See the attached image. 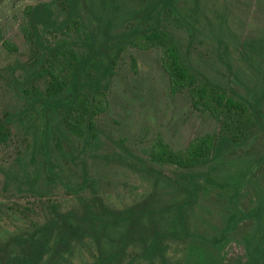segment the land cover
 I'll return each instance as SVG.
<instances>
[{"label": "rangeland", "instance_id": "rangeland-1", "mask_svg": "<svg viewBox=\"0 0 264 264\" xmlns=\"http://www.w3.org/2000/svg\"><path fill=\"white\" fill-rule=\"evenodd\" d=\"M50 1L0 0V118L12 120L10 141L0 144L3 243L35 231L29 219L44 224L51 217L50 206L82 215L84 203H91L96 194L119 211L147 199L159 207L178 204L186 197L174 182L179 171L151 164L149 146L162 136L183 150L217 127L209 114L192 108L188 94L170 92L158 50L127 47L105 82L109 104L97 120V140L69 135L58 116L46 130L41 107L26 109L32 94L25 93L32 87L23 83L35 55L21 26L27 6ZM149 1L159 2V9L167 4ZM142 3L117 0L116 9L111 3L104 7L99 0H86L81 6L83 24L99 36L108 21H113L114 35L129 32ZM172 7L173 12L162 11L161 23L181 40L192 66L214 85L247 101L259 100L264 123V0H174ZM44 35L48 42L67 37L86 53L84 33ZM4 41L18 50L9 51ZM198 174L205 190L187 212L191 237L167 239L168 264H250V248H264V131L221 153ZM163 216L161 228L169 232L176 226V212ZM118 237V230L100 235L101 249L112 250ZM99 256L96 241L87 238L54 264H95ZM135 264L149 263L138 259Z\"/></svg>", "mask_w": 264, "mask_h": 264}, {"label": "trees", "instance_id": "trees-1", "mask_svg": "<svg viewBox=\"0 0 264 264\" xmlns=\"http://www.w3.org/2000/svg\"><path fill=\"white\" fill-rule=\"evenodd\" d=\"M85 1L51 0L29 5L24 10L21 31L35 55L28 66L31 69L29 78L23 83L26 88L32 87L25 93L32 94L26 100V109L41 107L46 130L53 117L58 116L69 135L87 142L97 140V120L109 104L105 82L127 47L158 50L162 68L169 78L170 92L173 95L188 94L192 108L209 114L217 127L195 137L183 150L174 149L162 136L152 141L147 150L151 164L179 171L174 182L186 196L183 201L174 206L159 207L147 199L119 211L108 207L96 194L91 203H84L82 215L63 213L57 206H50L52 214L44 224L28 217L35 231L0 242V264H54L56 258L72 252L74 244L87 238H92L99 246L100 256L95 264H135L138 259L149 264H168L167 239L170 236L191 237L187 212L197 204L200 193L205 190L198 170L210 165L221 153L243 146L258 130L264 131L260 101H247L237 92L209 82L192 66L181 40L162 25V11L173 12L174 0H163L162 3H167L163 9L158 8L159 2L143 0L142 8L133 16L137 23L129 32L114 35L111 32L113 21H108L101 36L83 24L81 6ZM99 2L104 7L109 3L116 9L119 7L117 0ZM59 16L63 18L59 19ZM70 31L78 36L84 33L85 54H81L77 49L79 46L67 37L66 40L48 42L44 35L64 37ZM3 45L9 51L18 50L9 41H4ZM19 68L27 70L26 67ZM40 83L44 88L36 87ZM11 123L9 116L0 118V144L6 145L10 141ZM43 147L44 155L48 156V141ZM173 211L176 212V226L164 232L159 217ZM257 211L261 212V209ZM110 230H118L119 237L115 247L105 252L99 239ZM250 249V264H264V248L255 245Z\"/></svg>", "mask_w": 264, "mask_h": 264}]
</instances>
